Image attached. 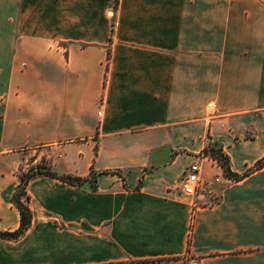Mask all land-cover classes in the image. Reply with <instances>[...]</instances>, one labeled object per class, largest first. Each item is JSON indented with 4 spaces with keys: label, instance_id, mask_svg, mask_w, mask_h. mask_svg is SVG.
I'll use <instances>...</instances> for the list:
<instances>
[{
    "label": "crops",
    "instance_id": "obj_1",
    "mask_svg": "<svg viewBox=\"0 0 264 264\" xmlns=\"http://www.w3.org/2000/svg\"><path fill=\"white\" fill-rule=\"evenodd\" d=\"M207 138L235 174L264 157V0H0V229L26 150L98 175L31 180L0 264H264V169L233 180Z\"/></svg>",
    "mask_w": 264,
    "mask_h": 264
},
{
    "label": "trees",
    "instance_id": "obj_2",
    "mask_svg": "<svg viewBox=\"0 0 264 264\" xmlns=\"http://www.w3.org/2000/svg\"><path fill=\"white\" fill-rule=\"evenodd\" d=\"M118 2V0H117ZM205 152L212 153L215 155L220 162L223 164V168L228 177L233 180L240 181L250 174L264 169V157L256 162L247 172L242 175L235 174L232 172L230 167L229 158L223 153V150L218 148H205ZM119 174V173H118ZM49 176L60 181L66 182L71 185L84 186L86 184H92L94 189H97L98 175L92 172L89 177L82 178L71 174H58L55 172L49 163L44 164H32L27 171H22L19 175L20 183L17 186L16 191L12 196V202L18 208L21 215L20 227L15 231H4L0 229V237L8 240H18L29 230L33 222V212L29 206L30 196L27 192V186L31 180L41 177ZM142 183L137 188H140Z\"/></svg>",
    "mask_w": 264,
    "mask_h": 264
},
{
    "label": "built area",
    "instance_id": "obj_3",
    "mask_svg": "<svg viewBox=\"0 0 264 264\" xmlns=\"http://www.w3.org/2000/svg\"><path fill=\"white\" fill-rule=\"evenodd\" d=\"M210 143L214 144L213 139H210ZM201 159L209 160L212 165L223 168V164L220 163L218 158H212L211 153H209V155L207 156L203 155ZM209 185L210 183L206 182L202 178L200 161H196L187 168L184 174L182 182V193L186 197L199 199L201 195H204L208 191Z\"/></svg>",
    "mask_w": 264,
    "mask_h": 264
},
{
    "label": "rangeland",
    "instance_id": "obj_4",
    "mask_svg": "<svg viewBox=\"0 0 264 264\" xmlns=\"http://www.w3.org/2000/svg\"><path fill=\"white\" fill-rule=\"evenodd\" d=\"M206 140H207L206 148H212V147H214L216 149L219 148L218 146L214 145L213 143H210L209 138H207ZM24 153H25L26 159L29 161V166L25 171H27L32 164H34V165L44 164L45 165L46 163H49L48 153L45 150H41V149L26 150ZM203 155L207 156V155H209V153L204 151L200 154V157H202ZM211 157L217 158L212 153H211ZM220 163H222V162H220Z\"/></svg>",
    "mask_w": 264,
    "mask_h": 264
}]
</instances>
